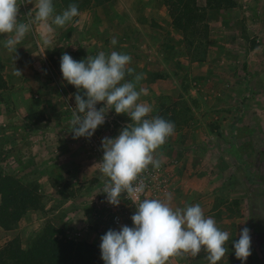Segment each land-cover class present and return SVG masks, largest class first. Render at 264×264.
Wrapping results in <instances>:
<instances>
[{"label":"rangeland","instance_id":"374dc122","mask_svg":"<svg viewBox=\"0 0 264 264\" xmlns=\"http://www.w3.org/2000/svg\"><path fill=\"white\" fill-rule=\"evenodd\" d=\"M18 2L21 4L18 19L27 17L30 11L35 12V0L33 3ZM215 3L216 0H198V4L207 9V21L212 11L208 5L214 7ZM239 19L243 23L238 31L244 39H239L237 47L229 54L219 53L212 58L209 61L211 73L195 80V85L205 83L208 88H214L215 91L210 92L212 96L207 94V100L222 103L210 110L205 107V114L228 111L224 121L212 117L203 124L198 118L201 123L198 124L201 128L199 138L189 140L185 127L189 128L193 123L190 121L195 118L191 116L192 108L184 104L180 108L173 106L170 109L174 114L161 116L175 124L174 135L162 146L172 148L174 153L170 159L162 154L168 166L169 187L156 199L165 200L170 195L174 208L199 204L205 216L214 218L221 230L230 233L226 244L228 252L218 264H264V4L251 7L247 13L241 12ZM202 37V34L197 36V43ZM186 56L195 62L187 48ZM3 81L0 73V86ZM7 97L3 98L0 92V128L6 133L0 146V171L26 184H37L41 197L38 207L29 210L18 227L22 228L18 236L23 245H28L36 232L42 233L49 226L62 230L68 238L98 245L101 244L99 241L92 240L95 236L91 239L87 233L99 232L103 236L110 229L119 231L124 225L134 227L131 217L137 210L136 205L124 195L118 207L107 202V194L103 191L109 178L102 175L97 164L104 155L102 139L116 138V133L119 135L132 122L130 117L118 115L112 109L106 123L99 126L90 139L77 138L76 144L72 143L73 133L68 120L50 121L45 123L47 127H35L27 122L31 150L11 158L8 153L14 151V135L23 133L21 117L24 114L16 106L2 105L1 102H8ZM192 104L200 108L198 100ZM75 106L67 104L64 116L71 118ZM98 106L101 108L104 104ZM17 116L18 121L9 119ZM126 117L130 120L128 124L122 120ZM11 135L14 139L9 137ZM61 146H74L87 159L72 161V154L62 152ZM185 155L197 161L190 167H179ZM46 164L49 165L46 167ZM244 227L250 229L252 241V255L246 262L236 258L232 244L233 240L239 239ZM56 234L60 236L59 232ZM6 239L0 238V246L7 242ZM169 264H209V261L207 253L201 251L196 257L170 258Z\"/></svg>","mask_w":264,"mask_h":264},{"label":"crops","instance_id":"0c3cea01","mask_svg":"<svg viewBox=\"0 0 264 264\" xmlns=\"http://www.w3.org/2000/svg\"><path fill=\"white\" fill-rule=\"evenodd\" d=\"M261 2L264 4V0H236L235 6L210 9L212 11L209 13L208 21L210 25L208 53L206 60L195 62L186 56L183 32L174 26L163 0H113L101 5L95 4L80 11V15L64 27L51 25V33L38 22L31 23L35 12L30 11L31 14H27V17L18 19L24 23H31V28L16 46V53L7 51L4 47L7 34H0V73L4 79L0 92L3 98L8 96V102L1 104L16 106L18 111L24 114L21 117L23 121H19L24 123L23 133L14 135L16 139L13 135L9 136L14 139L16 145L14 151L8 154L12 158L31 150L28 145L31 134L28 133L27 122L35 127L39 125L47 127L45 123L50 121L60 123L70 120V116H64V108L67 104L75 105L74 94L77 89L63 79L60 63L64 53L77 61L85 60L88 55L95 57L101 51L106 54L112 51L129 54L132 57L129 66L135 70V74H143L144 78L137 84V90L140 88L145 90L146 94L140 99L152 107L150 115L160 117L166 113L171 115L174 114L171 107L179 105L180 108L184 104L187 108H192L191 116H195L193 121H190L193 123L189 124V128L185 127V131L188 130L185 133L189 140L199 138L198 131L201 128L198 124H205V121L212 117L224 121L228 111L222 110L218 113L208 111L205 114L207 112L203 111L205 107L210 110L211 107H216L215 105L222 106V103L215 99L207 100V94L212 96L210 92H214V88H208L205 83L195 85V80L211 73L209 61L212 58L219 56V53L229 54L233 47H237L239 39H244L238 31L239 25L243 23L239 16L241 12L247 13L251 7H256ZM53 5L56 14H61L66 9L58 0H54ZM29 10L32 9L29 7ZM33 10L35 11V8ZM113 37L117 40L116 45L110 43ZM45 39L51 41L50 45L44 44ZM17 70L22 74L16 75ZM126 79L134 81V75ZM194 100H198L197 105L200 108L193 106ZM9 119L18 121L19 117ZM122 120L127 124L130 121L129 117ZM5 134V130L0 128V146ZM117 135L116 133V137ZM72 143L76 144L73 137ZM60 149L62 152L71 153L72 161L87 159L86 156L80 155V150L74 146L69 148L61 146ZM172 151L170 147L158 149L166 159L173 156ZM195 161L196 158L185 155L179 167H190ZM48 165L46 164V167ZM14 166L15 164L12 168ZM19 229L22 228L5 230L0 227V238L7 237L5 241H9L19 234ZM87 237L101 243L102 236L99 232H89Z\"/></svg>","mask_w":264,"mask_h":264},{"label":"clouds","instance_id":"9594fccd","mask_svg":"<svg viewBox=\"0 0 264 264\" xmlns=\"http://www.w3.org/2000/svg\"><path fill=\"white\" fill-rule=\"evenodd\" d=\"M34 5L31 23L38 22L49 33L51 25L64 27L80 15L75 3L61 14H56L53 0H35ZM20 6L18 0H0V34H7L4 47L10 53L17 52L16 46L31 28V23L18 20ZM50 43L49 39L44 40L45 45ZM110 43L116 45V38H111ZM131 61L129 54L101 51L81 61L64 53L60 63L63 79L77 89L76 106L69 120L74 139H90L105 124L112 109L118 115L126 114L132 121L116 138L104 137L101 141L104 155L97 164L102 175L109 178L103 191L107 202L118 207L126 193L137 209L131 217L134 227L110 229L101 237V258L105 264H169L170 258L196 257L204 251L209 264H218L228 252L230 233L221 230L214 218L205 216L199 204L174 208L170 195L165 200L140 199L146 188L142 176L149 166L161 167L163 156L158 149L174 135L175 124L150 115L152 107L140 99L145 90H137L143 74H135L129 66ZM15 74L22 73L17 70ZM133 75L134 81L126 79ZM99 103L104 106L98 109ZM232 244L236 258L246 262L252 255L250 229L244 227Z\"/></svg>","mask_w":264,"mask_h":264},{"label":"trees","instance_id":"16d2710c","mask_svg":"<svg viewBox=\"0 0 264 264\" xmlns=\"http://www.w3.org/2000/svg\"><path fill=\"white\" fill-rule=\"evenodd\" d=\"M59 1L65 8L73 3L77 4L80 12L92 5L113 0ZM163 1L168 7L174 26L183 32L188 54L192 55L194 61L205 60L210 36L207 9L201 7L198 0ZM216 2L218 6L208 7L215 9L236 5V0ZM199 34L203 37L197 43ZM40 198L37 184H26L15 176L0 171V227L5 230L17 229L22 225L27 212L38 207ZM33 236L28 245H23L21 237L17 235L0 246V264H105L101 258L100 245L68 238L62 230L59 231L53 226H49L42 233L36 232Z\"/></svg>","mask_w":264,"mask_h":264},{"label":"built area","instance_id":"2783aa9c","mask_svg":"<svg viewBox=\"0 0 264 264\" xmlns=\"http://www.w3.org/2000/svg\"><path fill=\"white\" fill-rule=\"evenodd\" d=\"M97 108L99 109L98 104ZM142 179L146 188L145 192L140 196V199H156L161 192L166 191L169 187L168 166L164 161L159 169L149 166V169L143 174ZM124 196L126 197L127 194L125 193ZM128 200L131 201L130 199ZM132 204L134 203L132 202Z\"/></svg>","mask_w":264,"mask_h":264}]
</instances>
